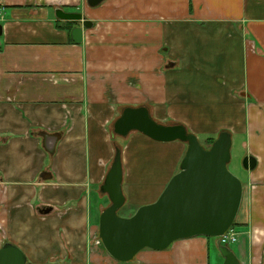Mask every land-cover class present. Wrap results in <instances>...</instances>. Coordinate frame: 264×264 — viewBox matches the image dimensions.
I'll return each mask as SVG.
<instances>
[{"label": "crops", "instance_id": "crops-1", "mask_svg": "<svg viewBox=\"0 0 264 264\" xmlns=\"http://www.w3.org/2000/svg\"><path fill=\"white\" fill-rule=\"evenodd\" d=\"M57 7L92 22L81 42ZM0 24V247L17 246L25 264H222L217 238L126 262L97 241L113 123L146 106L199 138L241 139L256 165L245 169L228 247L240 264H264V0H0ZM126 143L132 212L157 198L186 144L137 131Z\"/></svg>", "mask_w": 264, "mask_h": 264}, {"label": "water", "instance_id": "water-1", "mask_svg": "<svg viewBox=\"0 0 264 264\" xmlns=\"http://www.w3.org/2000/svg\"><path fill=\"white\" fill-rule=\"evenodd\" d=\"M102 1L87 0V3L94 7ZM54 14L57 19L71 23L70 34L75 42H81L84 28L92 27V22L80 12L57 7ZM112 131L122 137L137 131L159 142L179 140L186 144V150L178 171L170 177L157 198L138 206L130 216H120L118 211L125 203L123 166L121 149L115 147L111 164L99 187L109 200L98 219V238L105 251L115 260L126 262L144 248L164 250L178 239L206 236L217 238L222 264H240L230 247L218 239L232 226L243 192L241 180L227 168L230 133L221 131L206 148L182 124L155 121L146 106L123 108ZM255 165L252 155L243 157L244 169L252 170ZM25 263L26 258L17 246L3 243L0 264Z\"/></svg>", "mask_w": 264, "mask_h": 264}, {"label": "rangeland", "instance_id": "rangeland-1", "mask_svg": "<svg viewBox=\"0 0 264 264\" xmlns=\"http://www.w3.org/2000/svg\"><path fill=\"white\" fill-rule=\"evenodd\" d=\"M130 134V133H129ZM197 136V135H196ZM127 137H128V134L125 136V137H122V136H114V147L115 146H118L120 147L121 151L124 149L125 145L127 144L126 141H127ZM199 142L201 143L202 146H208V143L206 142V139H203V138H199L197 137ZM122 155V153H121ZM246 155V147L241 145V139H234L231 143V147H230V161L228 162L227 164V168L228 170L233 174L235 175L237 178H239L241 180V182H245L246 183L248 182L247 180L249 179H246V175L248 174V172L243 168L242 166V159L243 157ZM179 169V167H178ZM177 169V171H178ZM124 171V170H123ZM176 171V172H177ZM123 182V180H122ZM109 204V200L106 198L105 199V203H103V205L101 206V211ZM136 210V209H134ZM134 211L130 212L129 211V207L128 205H124L123 207L120 208V210L118 211V214L121 216H123L125 213H128L130 216ZM234 229H235V225L233 226ZM236 231V229H235ZM97 234H95L96 236ZM97 237V236H96ZM98 238V237H97ZM210 239L214 240L215 238L214 237H210ZM99 243L100 241L97 240ZM101 245V243H100ZM214 253V251H213Z\"/></svg>", "mask_w": 264, "mask_h": 264}, {"label": "built area", "instance_id": "built-area-1", "mask_svg": "<svg viewBox=\"0 0 264 264\" xmlns=\"http://www.w3.org/2000/svg\"><path fill=\"white\" fill-rule=\"evenodd\" d=\"M218 239L221 244L229 245L237 240V232L235 231L234 227L231 226L227 229V231L223 235L218 237Z\"/></svg>", "mask_w": 264, "mask_h": 264}, {"label": "trees", "instance_id": "trees-1", "mask_svg": "<svg viewBox=\"0 0 264 264\" xmlns=\"http://www.w3.org/2000/svg\"><path fill=\"white\" fill-rule=\"evenodd\" d=\"M68 24L67 25H65V28L66 29H70V27H72V25H71V23L70 22H67ZM59 26V25H58ZM114 135V133H113V131H112V136ZM213 140H214V138H207L206 139V142L208 143V146L206 147V146H204V147H206V148H208L209 146H210V144L213 142ZM115 147H118V146H115ZM120 148V147H119ZM129 215V214H128ZM234 224H235V222H233V224H232V227L234 226Z\"/></svg>", "mask_w": 264, "mask_h": 264}]
</instances>
